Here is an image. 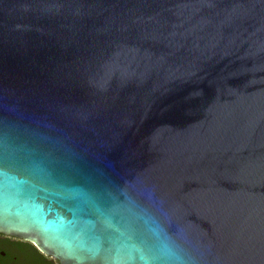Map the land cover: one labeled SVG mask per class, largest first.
<instances>
[{
    "label": "water",
    "instance_id": "obj_1",
    "mask_svg": "<svg viewBox=\"0 0 264 264\" xmlns=\"http://www.w3.org/2000/svg\"><path fill=\"white\" fill-rule=\"evenodd\" d=\"M0 233L264 264V0H0Z\"/></svg>",
    "mask_w": 264,
    "mask_h": 264
},
{
    "label": "flooded vegetation",
    "instance_id": "obj_2",
    "mask_svg": "<svg viewBox=\"0 0 264 264\" xmlns=\"http://www.w3.org/2000/svg\"><path fill=\"white\" fill-rule=\"evenodd\" d=\"M0 264H59L27 239L0 233Z\"/></svg>",
    "mask_w": 264,
    "mask_h": 264
}]
</instances>
